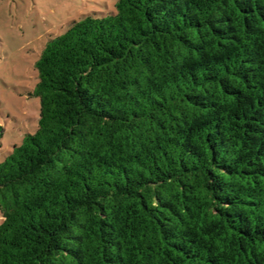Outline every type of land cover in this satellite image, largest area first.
I'll return each mask as SVG.
<instances>
[{
    "label": "trees",
    "instance_id": "obj_1",
    "mask_svg": "<svg viewBox=\"0 0 264 264\" xmlns=\"http://www.w3.org/2000/svg\"><path fill=\"white\" fill-rule=\"evenodd\" d=\"M35 65L0 264H264V0H117Z\"/></svg>",
    "mask_w": 264,
    "mask_h": 264
},
{
    "label": "rangeland",
    "instance_id": "obj_2",
    "mask_svg": "<svg viewBox=\"0 0 264 264\" xmlns=\"http://www.w3.org/2000/svg\"><path fill=\"white\" fill-rule=\"evenodd\" d=\"M116 2L0 0V123L6 129L0 161L37 126L40 99L32 94L39 81L35 64L49 39L86 14L114 10Z\"/></svg>",
    "mask_w": 264,
    "mask_h": 264
}]
</instances>
